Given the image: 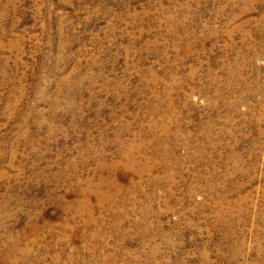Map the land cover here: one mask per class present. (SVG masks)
Here are the masks:
<instances>
[{
	"label": "rangeland",
	"instance_id": "obj_1",
	"mask_svg": "<svg viewBox=\"0 0 264 264\" xmlns=\"http://www.w3.org/2000/svg\"><path fill=\"white\" fill-rule=\"evenodd\" d=\"M0 264H264V0H0Z\"/></svg>",
	"mask_w": 264,
	"mask_h": 264
}]
</instances>
